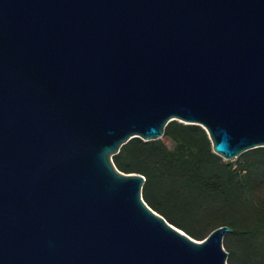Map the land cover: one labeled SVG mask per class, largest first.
Returning <instances> with one entry per match:
<instances>
[{
	"label": "water",
	"instance_id": "1",
	"mask_svg": "<svg viewBox=\"0 0 264 264\" xmlns=\"http://www.w3.org/2000/svg\"><path fill=\"white\" fill-rule=\"evenodd\" d=\"M171 120L264 146V0H0V264H227L112 162Z\"/></svg>",
	"mask_w": 264,
	"mask_h": 264
},
{
	"label": "trees",
	"instance_id": "2",
	"mask_svg": "<svg viewBox=\"0 0 264 264\" xmlns=\"http://www.w3.org/2000/svg\"><path fill=\"white\" fill-rule=\"evenodd\" d=\"M162 139L132 137L111 156L145 177L141 195L169 223L197 240L228 225L227 264H264V146L224 160L197 124L169 121Z\"/></svg>",
	"mask_w": 264,
	"mask_h": 264
},
{
	"label": "rangeland",
	"instance_id": "3",
	"mask_svg": "<svg viewBox=\"0 0 264 264\" xmlns=\"http://www.w3.org/2000/svg\"><path fill=\"white\" fill-rule=\"evenodd\" d=\"M166 143L169 144V141L166 140ZM238 159H239V156H237L236 158H233L231 161H236V160H238Z\"/></svg>",
	"mask_w": 264,
	"mask_h": 264
}]
</instances>
